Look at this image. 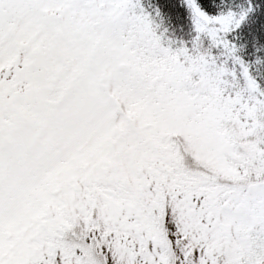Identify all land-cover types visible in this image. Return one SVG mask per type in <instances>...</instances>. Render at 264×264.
<instances>
[{"label": "snow or ice", "instance_id": "6c2138e0", "mask_svg": "<svg viewBox=\"0 0 264 264\" xmlns=\"http://www.w3.org/2000/svg\"><path fill=\"white\" fill-rule=\"evenodd\" d=\"M0 264H264V0H0Z\"/></svg>", "mask_w": 264, "mask_h": 264}]
</instances>
